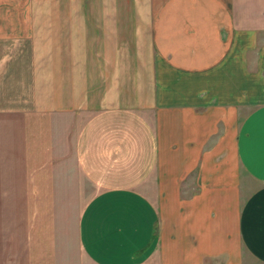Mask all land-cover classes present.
Returning a JSON list of instances; mask_svg holds the SVG:
<instances>
[{
  "label": "crops",
  "instance_id": "0c3cea01",
  "mask_svg": "<svg viewBox=\"0 0 264 264\" xmlns=\"http://www.w3.org/2000/svg\"><path fill=\"white\" fill-rule=\"evenodd\" d=\"M0 264H264V0H0Z\"/></svg>",
  "mask_w": 264,
  "mask_h": 264
},
{
  "label": "rangeland",
  "instance_id": "374dc122",
  "mask_svg": "<svg viewBox=\"0 0 264 264\" xmlns=\"http://www.w3.org/2000/svg\"><path fill=\"white\" fill-rule=\"evenodd\" d=\"M92 192V189H91ZM66 206V205H65ZM73 210H70V214H77L78 213V208H80V205L78 204H73L72 205ZM75 221L73 220L72 223L74 224V230L69 232V236L67 237L70 241L69 248H71V255L72 258L75 260H79V257L81 258V252L79 250V244H78V239H77V231L75 230ZM71 222V221H69Z\"/></svg>",
  "mask_w": 264,
  "mask_h": 264
}]
</instances>
